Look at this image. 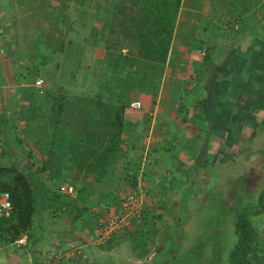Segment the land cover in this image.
<instances>
[{
	"label": "rangeland",
	"instance_id": "374dc122",
	"mask_svg": "<svg viewBox=\"0 0 264 264\" xmlns=\"http://www.w3.org/2000/svg\"><path fill=\"white\" fill-rule=\"evenodd\" d=\"M104 3L103 0H99V2L98 0H86L85 3L80 0H35L32 3L35 8L32 9L28 2L25 7H19L14 12L12 8H9V5H0V68L4 78L9 79V70L12 67H20L18 68L19 72L22 67L24 69L25 64L21 62L23 60L21 58H26V64H30L28 61L30 46L31 44L36 45L34 40L39 46L48 47L49 45L51 49L58 51L62 47L59 40L64 41L68 39L67 37H72L70 30H74L76 27L82 29L88 20L93 18V13L105 12L107 16L111 17L112 13L105 10ZM45 9H48L49 14L59 15V22L55 24L58 29L49 28L48 22L45 25L42 24V14L47 12ZM34 14L37 16H33ZM263 25L264 0H260L256 7H247L244 0H181L171 48L178 50L180 64L185 62L182 61L190 54L189 51L193 53L192 59L188 61V66L179 68V70H173L171 64L168 68L164 66L165 75H163V81H160L163 89L151 86L149 90L142 87L145 85L144 83L138 82L140 79H144V76L145 78L149 77L148 71L147 74L146 70L136 63L126 69V73L131 79L130 82L124 84L126 87L123 86L125 95L121 96L126 101L139 99L144 103L143 109L150 106L153 110L158 97L161 96L162 103L166 100L171 104L168 105L170 109L175 108L179 111L177 117L180 123L201 124L204 132L211 127L214 130L209 138L206 136L204 139L205 142L209 141L210 153L204 157L202 163L195 165L199 153L193 154L189 166L181 171L176 169L175 159L171 156L165 158L164 164L155 161L153 154L145 160L141 158L134 161L125 160L120 166H114L112 162L113 168L115 167L114 174L118 172L116 176L119 175L122 178L123 186L132 185L131 173L137 169L142 173V190L137 187L129 193L117 194L113 192L108 197H103V195L100 197V199L108 198L107 200L110 202L104 201V205L112 206L116 213L122 211L124 202L131 194L137 192L138 197L142 198V208L144 209L142 217H134L129 221V223L136 221L139 226L142 225V230L139 233L142 234L143 242L147 239L146 245L142 244V247L145 248L140 255L141 260L136 264H156L157 256L165 262L161 263V260L159 264H229V252L237 241L235 235L236 211L242 205L258 202L264 190V96L254 93L255 98H251L253 101L250 106L252 109L250 120L243 128L242 135L234 136L238 134L233 133L231 129H233L232 125L237 116L225 118V111H222V108L227 106H223L225 103L221 99L222 96L218 98V91L221 89L222 83L216 81L215 77L219 74L220 78L225 67H227V71L232 65L234 68L235 66L232 64L234 61L235 65L238 63L237 59L241 55L239 47L240 37H242L240 36L241 30L246 27L249 34L253 32L252 34L256 36L257 30ZM64 29H69L66 38ZM86 35L87 31L83 28V36ZM64 59L63 55L61 60ZM173 60L174 57H171L170 63ZM181 65L183 66V64ZM186 68L193 70L192 77L187 73ZM24 72L28 73L26 69ZM177 73L179 74L178 78H176ZM1 87L11 91L9 88L15 87V84L5 83L0 78ZM144 93L152 96L150 105H147V101L143 98L142 94ZM223 93H225V89ZM165 94L166 99L164 98ZM204 95L211 98V103L200 107L199 110L203 111L210 120L200 118L199 110L197 109V112L195 107L198 102L203 105L208 104ZM183 102L189 105L186 111L181 108ZM228 103L229 107H234L231 102ZM128 107L131 106L128 105ZM217 107L219 108L217 109ZM7 108H3V111L10 113L11 107ZM225 119H227V124H225ZM204 132L203 137L206 133ZM188 134L189 137L190 132ZM167 135L172 134L168 133ZM224 138L227 139L225 142ZM167 142L166 147L176 150V139L168 138ZM13 143L18 144L17 141H13ZM5 148L6 150H1L0 146V151L11 153L10 148ZM212 153L218 154V156L214 157ZM8 159L10 161L11 158L8 157ZM24 166L22 168L35 179L39 171L32 164H24ZM197 166L199 167L197 168ZM124 168L131 173H123L122 169ZM159 168L164 173L169 169L171 176H162L163 172L155 176ZM171 178L174 179L173 182L170 181ZM154 182H158V184L156 185ZM193 186L195 187L193 188ZM189 192H193L192 196L187 195ZM66 195L72 197V195ZM188 197H190L189 200ZM76 199H78V203L85 206V210L90 209L91 204H87L83 197L81 198L79 195ZM44 211L51 217L55 213L52 209ZM108 214H111L109 210L106 212V215ZM99 215L100 213L97 211L92 214L93 222ZM37 222H43L39 216L34 221V225ZM89 222L91 221L89 220L87 224L91 227L93 222ZM177 223L179 228H176ZM255 223L262 231V238L253 258L255 264H264V212L255 217ZM166 228L176 236L175 241L170 242L167 246L164 233ZM123 229L115 231L111 236L119 235ZM45 233L43 229L38 228L33 242H37ZM144 238L146 239L144 240ZM48 239L45 238V241ZM171 249L174 251L172 255L170 254Z\"/></svg>",
	"mask_w": 264,
	"mask_h": 264
},
{
	"label": "crops",
	"instance_id": "0c3cea01",
	"mask_svg": "<svg viewBox=\"0 0 264 264\" xmlns=\"http://www.w3.org/2000/svg\"><path fill=\"white\" fill-rule=\"evenodd\" d=\"M112 23L113 14L110 17L105 12L93 13V18H90L82 29L76 27L74 30H70L72 37H67L66 33L69 29H64L65 38L67 37L68 39L59 40L62 47L58 51L51 49L48 44V47L45 45H34V48L40 51L41 54L36 55L33 63L30 54L28 60L30 64H26V58H21L23 59L22 61L18 60L25 64L24 69L28 73L24 72L23 67L20 72L18 71L20 67H12L9 70V79L7 77L5 79L0 68L1 80L5 83L15 84V87L9 88L11 91H7L4 87L0 88V127H2L4 119L9 120L5 132L2 133L0 129V146L1 150L5 147L11 149L9 154L0 151V164H8V157L14 163L21 164V167H25L24 164H32L35 169L38 170L40 168V172L37 173L38 178L51 188L59 190L63 184H74L77 189V192L72 194V197L68 196V205L55 211L54 215H52L53 217L45 214V211L41 215L35 216L34 221L39 216L43 222H37L33 225L31 232L29 231L31 235L28 231L22 233V235L28 233L29 239L26 245H19L16 241L11 242L3 238L5 227L2 224V216L0 215V264H32L40 260H47L55 251L67 248L74 249L75 253L65 264H136L141 260L140 255H142V251L145 248L142 247V244L145 246L147 243L146 238H144V240L146 239L144 242L142 241V234L139 233L142 230V225L139 226L136 221L130 222L119 235L104 239L98 221L99 217L106 216L108 210L109 213L114 211L112 206L108 205L106 207L104 205V201L108 203L110 201L107 200L108 198H101V201L100 197L102 195L103 197H108L113 192L117 194L129 193L135 188L130 184L123 186L122 178L119 175H117L118 177L116 176L118 172L114 174L115 167L113 168V166H111L103 182H98L95 174L89 176L85 182L82 181L83 176L78 177L77 168L73 164L63 169L57 176H53L51 169L41 171V168L50 159L51 155L47 140L44 137L38 138L33 135L27 128L26 122L20 119V111L27 104L23 88L31 86L38 88L35 84L38 77L45 79V90L55 89L64 94L82 95L116 103L120 96L124 94V84L131 81L129 74L126 73V69H129L131 64L136 63L146 72H149L148 78L144 76V79H140L138 82L150 87H162L161 89H163L160 82L163 81V75H165L163 67L166 66L168 68L169 64H171L173 70H179V68L188 66V61L192 59L193 53L189 51L190 54L183 59L182 62H185L181 63L183 64L182 66L179 63L181 59L178 58V50H173L172 48L166 63L134 58L124 52L118 54L122 57V64L115 69L109 58H114L118 55H112L107 50ZM83 28L87 31L86 36H83ZM245 29V31L241 30L240 36L242 37H240V42H244L247 38L251 40L254 37L252 30L249 34L247 32L248 28L245 27ZM237 33L239 34V32ZM32 48H30V51L33 50ZM246 52L249 53L247 47L243 49L240 57ZM63 55L65 59L62 61ZM171 57H174V60L170 63ZM84 61L86 62L83 64ZM244 63L245 67H247L251 62L245 61ZM5 67L9 68L7 65ZM243 68L240 66L237 73H241ZM186 69L187 73L192 77L193 70L190 68ZM220 69H222L221 66ZM224 70H227V67ZM35 71H39L40 74H36ZM218 75L215 77L216 81L221 82V77L219 78ZM178 76L179 74L177 73L176 78ZM142 95L147 101V105H150L152 96L147 93ZM203 97L207 98L205 95ZM164 98L166 99V94ZM210 99L207 98L208 103H211ZM168 105H171L170 102L164 100L162 103V97L159 96L153 110L150 106L143 110L132 107L126 109L125 115L128 125L123 133L122 152L120 155L113 157L114 166L123 165L125 160L134 161L140 158L145 160L151 154L155 157V161L157 160V162H161L160 164H164L163 160L166 152L164 150L157 151L163 148L170 149L167 154L174 157V166L177 170L181 171L189 166L188 164L193 154L201 151L205 142L204 139L208 133L207 131H205L206 133L204 132L201 124L180 123L177 117L179 111L175 108L170 109ZM207 105H204V107ZM8 106L12 109L10 113L3 111V108ZM11 126L16 127L18 134L22 135L27 152H23L18 144L13 143L14 130L11 129ZM188 132H190V138L188 137ZM203 132L205 133L204 137ZM168 133L172 135L168 136ZM168 138L176 139V150L166 147ZM29 152L32 153L33 158L30 157ZM160 172H163L162 176H171L169 169L164 173L160 168L157 169L155 176H158ZM139 176L138 188L142 190V173ZM173 180L171 178L170 181L173 182ZM154 184L157 185L158 182H154ZM79 195L84 198L87 204H91L92 208L89 206L90 209L85 210V206L78 203V199H76ZM96 211L100 215L93 222L94 216L92 214L96 213ZM89 220L93 222L91 227L87 224ZM38 228L43 229L46 233L40 239L37 238L39 239L37 242H33ZM94 235L95 239L93 240ZM45 238L49 239L45 241Z\"/></svg>",
	"mask_w": 264,
	"mask_h": 264
},
{
	"label": "trees",
	"instance_id": "16d2710c",
	"mask_svg": "<svg viewBox=\"0 0 264 264\" xmlns=\"http://www.w3.org/2000/svg\"><path fill=\"white\" fill-rule=\"evenodd\" d=\"M80 1L86 2V0ZM28 2L32 9L35 8L32 4L35 0H0V5H9L14 12L19 7H25ZM103 2L106 5L105 10L113 14L107 44V50L112 55L127 52L134 58L160 63L168 61L181 0H103ZM244 2L247 7H256L260 0H244ZM45 10L47 12L41 17L42 24L45 25L48 22L49 28L56 29L55 24L59 22V15L49 14L48 9ZM34 41L37 44V41ZM30 48L33 49L30 51L33 63L36 55L41 52L37 51L32 44ZM109 59L115 69L122 64V57L119 55ZM35 72L39 73V71ZM142 87L149 90L150 86L145 84ZM23 93L27 104L20 111V119L26 122L27 128L33 135L47 140L51 154L41 171L51 169L53 176H57L63 169L73 164L77 168L78 177L83 176L82 181L85 182L89 176L95 174L96 180L103 182L112 166L113 157L122 152L121 142L128 125L125 114L132 100L126 101L120 96L116 103H112L99 98L64 94L55 89L41 92L34 86L24 87ZM188 106L183 102L181 108L186 111ZM202 106L204 105L198 102V105H195L196 110ZM198 116L210 120L201 110ZM2 122L0 129L4 133L9 120L4 119ZM11 129L14 130V141H17L23 152H27L22 135L18 134L16 127L11 126ZM213 132L211 127L207 131L208 138ZM234 132L238 133V129H234ZM161 150L166 152L165 158L170 157L167 154L170 149L163 148L157 151ZM29 155L33 158L31 152ZM213 155L218 156V154ZM171 158L174 159V157ZM195 165H197L196 162ZM138 170L131 173L128 169H122L123 173H131V179L130 177L129 179L134 188H137L139 184L140 171ZM38 171L40 172V168ZM0 190L11 193L12 215L2 216V224L5 227L3 238L11 242L16 241L23 232H31L36 215H41L46 209L57 211L69 203L68 195H66L68 193L51 188L41 181L37 174L35 179L30 177L11 159L6 165L0 164ZM193 192L187 195L192 196ZM263 212L264 190L258 202H250L237 209L235 225L237 241L229 252V264H255L253 255L262 238V231L256 225L255 217ZM176 228H179V224ZM164 233L166 246L175 241L176 236L170 233L168 228L164 230ZM173 253L171 249L170 254ZM161 260L157 256L156 264H159Z\"/></svg>",
	"mask_w": 264,
	"mask_h": 264
},
{
	"label": "flooded vegetation",
	"instance_id": "af4514ba",
	"mask_svg": "<svg viewBox=\"0 0 264 264\" xmlns=\"http://www.w3.org/2000/svg\"><path fill=\"white\" fill-rule=\"evenodd\" d=\"M239 44L241 53L243 51L242 49H245V47L248 48L249 53L246 52L245 54L243 53V56H239V59H237L238 63L235 65V61L233 62L234 68L230 66L228 71L224 70L220 76L222 86L218 91V98L222 96L221 99L225 103L223 106L228 107L222 108V111H225V118H232L233 115L237 116L236 121L232 125L233 129L231 130L238 129L239 132H235L238 135L234 136H241L243 128L247 126L250 120V113H252L250 106L253 101L252 99L255 98V96H253L254 93H259L264 96V25L257 30V35L251 40L247 38L244 42H240ZM245 61L251 63L245 67ZM240 66L244 67V71L242 70L241 73H237ZM224 89L225 93H223ZM228 102H231L234 107H229L230 105ZM208 105H210V103H208ZM225 121V124H227V119H225ZM226 140L227 139L224 138V142Z\"/></svg>",
	"mask_w": 264,
	"mask_h": 264
},
{
	"label": "built area",
	"instance_id": "2783aa9c",
	"mask_svg": "<svg viewBox=\"0 0 264 264\" xmlns=\"http://www.w3.org/2000/svg\"><path fill=\"white\" fill-rule=\"evenodd\" d=\"M36 86L41 92L45 91V79L43 77L36 78ZM130 106L134 109H143L144 103L142 100H133ZM60 191L68 193L70 195L77 192L76 186L74 184H63L60 186ZM142 198L138 197L137 192L131 194L127 201L124 202L122 206V211L116 213L115 211L103 217H99V227L102 232L103 238H108L115 231H119L129 223V221L134 217H142ZM13 212V203L11 198V193L6 190H0V215L10 217ZM28 233L20 236L16 242L19 245H26L28 243ZM75 253L74 249H60L53 253V255L47 260H40L33 262L32 264H65L69 258Z\"/></svg>",
	"mask_w": 264,
	"mask_h": 264
},
{
	"label": "water",
	"instance_id": "95a60500",
	"mask_svg": "<svg viewBox=\"0 0 264 264\" xmlns=\"http://www.w3.org/2000/svg\"><path fill=\"white\" fill-rule=\"evenodd\" d=\"M208 153H209V141H206L203 144V147H202L201 151L198 154V157H197V164L198 165H200L202 163L204 157L206 155H208Z\"/></svg>",
	"mask_w": 264,
	"mask_h": 264
}]
</instances>
